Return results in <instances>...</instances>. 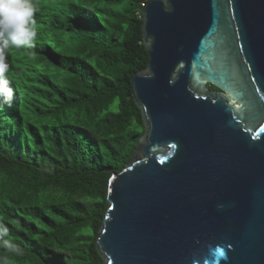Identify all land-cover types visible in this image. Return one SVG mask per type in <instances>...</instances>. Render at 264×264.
Here are the masks:
<instances>
[{"label": "water", "instance_id": "1", "mask_svg": "<svg viewBox=\"0 0 264 264\" xmlns=\"http://www.w3.org/2000/svg\"><path fill=\"white\" fill-rule=\"evenodd\" d=\"M142 19L145 132L109 182L102 264H264V0H147Z\"/></svg>", "mask_w": 264, "mask_h": 264}, {"label": "trees", "instance_id": "2", "mask_svg": "<svg viewBox=\"0 0 264 264\" xmlns=\"http://www.w3.org/2000/svg\"><path fill=\"white\" fill-rule=\"evenodd\" d=\"M146 1L35 0L38 42L11 50L15 98H0V223L24 250L0 248L11 264H102L109 182L145 132Z\"/></svg>", "mask_w": 264, "mask_h": 264}, {"label": "clouds", "instance_id": "3", "mask_svg": "<svg viewBox=\"0 0 264 264\" xmlns=\"http://www.w3.org/2000/svg\"><path fill=\"white\" fill-rule=\"evenodd\" d=\"M35 0H0V98L11 104L15 98L8 55L12 49H34L38 42ZM0 248L16 256L24 250L12 241L10 229L0 223ZM0 264H11L7 256H0Z\"/></svg>", "mask_w": 264, "mask_h": 264}]
</instances>
